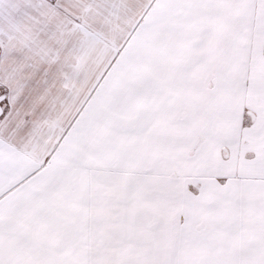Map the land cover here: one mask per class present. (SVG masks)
I'll return each mask as SVG.
<instances>
[{"label":"snow or ice","instance_id":"1","mask_svg":"<svg viewBox=\"0 0 264 264\" xmlns=\"http://www.w3.org/2000/svg\"><path fill=\"white\" fill-rule=\"evenodd\" d=\"M0 264H264V0H0Z\"/></svg>","mask_w":264,"mask_h":264}]
</instances>
